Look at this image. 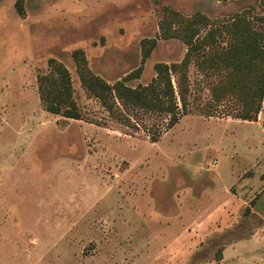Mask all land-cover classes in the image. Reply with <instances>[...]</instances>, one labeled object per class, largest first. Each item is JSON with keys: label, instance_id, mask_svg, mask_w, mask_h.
<instances>
[{"label": "rangeland", "instance_id": "obj_1", "mask_svg": "<svg viewBox=\"0 0 264 264\" xmlns=\"http://www.w3.org/2000/svg\"><path fill=\"white\" fill-rule=\"evenodd\" d=\"M169 10L218 26L264 14L260 0H0V264H264V102L256 121L238 119L236 97H212L225 73L195 59L169 128L119 100L111 113L80 79L78 51L132 88L180 63L187 46L160 36ZM52 60L80 119L46 109Z\"/></svg>", "mask_w": 264, "mask_h": 264}, {"label": "trees", "instance_id": "obj_2", "mask_svg": "<svg viewBox=\"0 0 264 264\" xmlns=\"http://www.w3.org/2000/svg\"><path fill=\"white\" fill-rule=\"evenodd\" d=\"M260 4L264 8V0H260ZM249 13L236 14L229 22H221L218 26L202 13L184 16L169 10L159 24L160 36L165 40H180L187 46L180 63L157 64L152 83L132 88L126 85L131 75L110 85L93 74L81 56L83 52L78 51L75 58L82 84L111 113L119 100L123 106L167 114L170 117L168 127L172 128L180 120L181 109L187 108L188 69L197 59V68L201 72L213 69L225 73V79L213 88V99L219 102L227 96L236 97L241 104L237 118L256 121L264 102V14L252 17ZM221 38L227 39L225 47L219 46ZM152 44L143 50L144 60L150 57L157 42ZM207 49L209 52L206 53ZM51 67V75L40 79L46 109L52 114L80 119L72 98L69 70L55 60L51 61ZM172 75L178 77L176 85ZM64 105L69 108L62 111Z\"/></svg>", "mask_w": 264, "mask_h": 264}]
</instances>
